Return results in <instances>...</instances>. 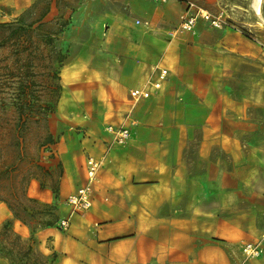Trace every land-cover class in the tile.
I'll list each match as a JSON object with an SVG mask.
<instances>
[{
    "label": "rangeland",
    "instance_id": "1",
    "mask_svg": "<svg viewBox=\"0 0 264 264\" xmlns=\"http://www.w3.org/2000/svg\"><path fill=\"white\" fill-rule=\"evenodd\" d=\"M187 1L35 0L15 17L0 16V208L13 205L30 233L23 237L12 211L0 218V257L15 264L26 257L29 264L107 263L87 254L94 248L86 233L95 232L84 227L85 214L71 216L68 196H60L64 168L55 145L79 116L95 119L92 52L103 47L108 26L128 15L137 28L159 35L161 58L147 79L154 80L157 67L169 69L154 94L170 108L164 122L189 140L180 192L146 202L142 212L157 221L132 225L128 257L116 263L264 264V0L260 13L258 0H191L220 23L199 17L189 32L180 27ZM132 2L145 16L130 13ZM18 25L24 33L12 36ZM67 72L70 80L63 79ZM177 101L183 110L173 113ZM63 219H70L65 229ZM249 242L262 249L258 256L245 254Z\"/></svg>",
    "mask_w": 264,
    "mask_h": 264
},
{
    "label": "crops",
    "instance_id": "2",
    "mask_svg": "<svg viewBox=\"0 0 264 264\" xmlns=\"http://www.w3.org/2000/svg\"><path fill=\"white\" fill-rule=\"evenodd\" d=\"M34 2L35 0H0V16L15 17ZM141 10V5L130 3V13L145 16L146 13H139ZM128 18L126 15L127 21L111 23L105 31L103 47L96 53L92 52L91 69L98 76L94 92L97 97L95 119L91 120V115L88 114L83 119L79 116L80 123L68 127L61 137L62 141L55 145H59L56 154L64 168L60 194L63 198L74 193L85 182L88 155L105 157V165L94 187L93 206L85 213L82 222L84 227H91L95 232L86 233L89 245L94 248H86L87 254L103 259L106 264H117L122 257H128V246L132 239L128 234L132 232V225H140L146 220L149 223L157 221L153 212H149L147 216L142 212V208L147 206L146 202L151 201L154 195L159 201L171 195L175 199L176 193L180 192L181 180L186 172L185 149L189 140L181 129L172 131L168 123L164 122V116L170 108L166 99L160 102L162 96L154 93L163 88L167 79L159 90L154 89L152 84L158 77V71L154 80L147 79L152 63L161 58L159 35L154 31L137 28ZM94 31L98 32L96 39H101L104 31ZM67 65L66 63L65 66ZM72 69L70 67L67 70L70 73ZM63 79L70 80L68 72ZM136 88L146 89L151 95L135 102L131 99L130 91ZM177 102L178 104L174 103L173 113L183 110V104ZM138 103V108L133 110ZM65 104L64 99L60 107L66 108ZM109 105L114 107V112L109 109ZM118 108L123 111L119 112ZM132 110L128 118V112ZM113 116L115 117L111 119ZM121 119L122 123H115ZM134 119L141 123H129ZM180 123L178 121L177 124ZM108 124L126 128L129 126V141L116 143L106 131ZM10 217L12 212L8 208H0L1 222ZM15 221L20 222L23 237L29 236L27 226L18 219ZM99 224L95 229L94 226ZM49 229H45V232H49ZM177 246L174 248L179 247ZM0 264L11 263L0 257Z\"/></svg>",
    "mask_w": 264,
    "mask_h": 264
},
{
    "label": "built area",
    "instance_id": "3",
    "mask_svg": "<svg viewBox=\"0 0 264 264\" xmlns=\"http://www.w3.org/2000/svg\"><path fill=\"white\" fill-rule=\"evenodd\" d=\"M161 2H166L168 0H159ZM199 17H204L210 20L212 24L218 26L220 23L219 19H213L211 14L208 13L203 8L195 9V3L191 0L187 1V9L180 16V27L183 31H194L198 22ZM141 21L137 20V24ZM172 34V33H171ZM169 70L167 68L158 67V77L154 81L153 87L159 90L162 87L163 82L167 79ZM151 95L150 91L146 89H132L130 91L131 99L135 102L141 99L148 98ZM106 131L113 136V140L116 143L123 144L130 139L131 131L129 128L124 126H116L113 124H108ZM105 165V157L98 158L94 155H88L86 159V182L84 185L79 187L77 191L70 194L66 202L71 206V216L76 214H85L93 206V195L95 184L99 181L100 172ZM70 225V219H63L60 222V227L62 229L67 228ZM243 250L248 257L258 256L262 249L259 245L249 242L245 243Z\"/></svg>",
    "mask_w": 264,
    "mask_h": 264
},
{
    "label": "trees",
    "instance_id": "4",
    "mask_svg": "<svg viewBox=\"0 0 264 264\" xmlns=\"http://www.w3.org/2000/svg\"><path fill=\"white\" fill-rule=\"evenodd\" d=\"M24 31H25V28L23 27V25H18V26H16V27H14L12 30H11V35L12 36H17V37H21L22 36V34L24 33ZM19 91L21 92V93H24L25 92V83L23 82V81H21L20 82V84H19ZM51 138V137H50ZM56 195H57V193H56ZM28 200L29 201H34V199H31V198H28ZM46 207L47 208H51L52 206L51 205H46ZM9 208L11 209V211L13 212V215H14V217L16 218V219H19V220H21L23 223H26L27 221H26V219L17 211V209L13 206V205H9ZM31 209V207L28 205V204H26L24 207H23V211L27 214V215H29V216H31V214H29L28 213V210H30ZM10 224V221H7V223H5L4 224V231H6L7 232V226ZM46 224L48 225V226H51L52 225V223L51 222H46ZM29 249H30V247H29ZM30 263V260L28 259V257H26L25 259H23V261H22V264H29ZM11 264H15V262L12 260V262H11Z\"/></svg>",
    "mask_w": 264,
    "mask_h": 264
},
{
    "label": "bare ground",
    "instance_id": "5",
    "mask_svg": "<svg viewBox=\"0 0 264 264\" xmlns=\"http://www.w3.org/2000/svg\"><path fill=\"white\" fill-rule=\"evenodd\" d=\"M260 2H261V0H258V4H257V11H258V13L261 12V5H260ZM67 80H68V79H67Z\"/></svg>",
    "mask_w": 264,
    "mask_h": 264
}]
</instances>
